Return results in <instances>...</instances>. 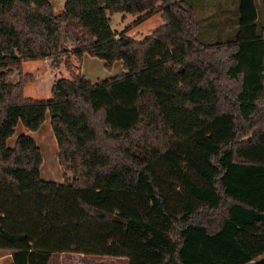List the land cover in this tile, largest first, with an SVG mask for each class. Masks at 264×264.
Returning a JSON list of instances; mask_svg holds the SVG:
<instances>
[{
	"label": "trees",
	"instance_id": "1",
	"mask_svg": "<svg viewBox=\"0 0 264 264\" xmlns=\"http://www.w3.org/2000/svg\"><path fill=\"white\" fill-rule=\"evenodd\" d=\"M54 1L0 0V250L13 264H264V0L231 6L214 44L196 0H67L59 16ZM116 13L163 25L140 40L112 29ZM86 57L125 72L93 83ZM46 59L67 76L27 98L24 64ZM48 117L61 184L41 178L31 136L8 146Z\"/></svg>",
	"mask_w": 264,
	"mask_h": 264
},
{
	"label": "rangeland",
	"instance_id": "2",
	"mask_svg": "<svg viewBox=\"0 0 264 264\" xmlns=\"http://www.w3.org/2000/svg\"><path fill=\"white\" fill-rule=\"evenodd\" d=\"M67 0H56L53 2L54 11L57 16L62 15L64 12V7ZM213 3L216 4L217 8V16L215 18L207 15V12L212 8ZM230 3V4H229ZM236 4H238L235 0H196V12L198 16V20L201 25V39L206 44H214L217 42L227 41L225 37L220 35L221 31H229V20L231 18V12L236 8ZM232 6L231 12L228 9ZM227 9V10H225ZM111 17V27L114 31L119 33L129 32L132 35H137L139 37H148L153 31L158 29L163 25V19L161 18V14L157 13L140 22L142 15H130L124 13H116L110 16ZM210 17V18H209ZM214 22L215 29L210 28V23ZM68 46H73L70 42H68ZM65 59V58H63ZM63 59L58 62L54 60H50L49 62H43L44 60H38L33 62H27L24 64V70L27 74L33 76L34 81L26 88L25 94L27 98L34 99H45L48 98L49 92L52 88L53 82L51 83V79L55 78L60 73L65 74L67 76L66 67L63 63ZM56 63V64H55ZM51 67L55 70L56 73L51 71L49 78L44 82L37 81L38 76H42L49 71L47 67ZM81 67V73L86 76L90 81L98 82L107 80L109 78H113L119 75H122L125 71L122 65V62L117 61L112 67H107L105 62L97 59L87 57L83 60ZM15 69L14 75L11 77L10 82H15L19 80L17 68ZM49 74V73H48ZM18 77V79H17ZM91 81V82H92ZM43 131L49 133L50 137H55L52 126L51 119L48 117V122L45 124ZM56 151V148H55ZM63 173V172H62ZM60 175V173L58 172ZM8 252L0 250V264H9L10 259L6 257ZM87 259H91L89 262H81L80 264H104L107 261H111L112 257L98 258L95 256H88ZM103 259V260H99ZM127 261V259L125 258Z\"/></svg>",
	"mask_w": 264,
	"mask_h": 264
},
{
	"label": "crops",
	"instance_id": "3",
	"mask_svg": "<svg viewBox=\"0 0 264 264\" xmlns=\"http://www.w3.org/2000/svg\"><path fill=\"white\" fill-rule=\"evenodd\" d=\"M235 1L238 3L239 0H235ZM216 7H217L216 4L213 3L212 8L207 12V15L211 16L213 13L217 14ZM236 7H237V5H236ZM224 32H228V31H224ZM144 38L145 37H139L140 40H143ZM50 60L51 59H46L43 62H49ZM46 67L49 71L47 72V74L45 73L42 76H38L37 81H39V82L44 81L45 82L47 80V78H49L51 71L53 73H56L55 70L52 69L51 67H48V66H46ZM17 79H18V77H17ZM55 79H56V77L52 78L51 83L52 82L54 83ZM15 82H17V80ZM93 83H96V82H93ZM50 96H51V90L49 92L48 98ZM48 98H45V99H48ZM32 99H34V98H32ZM47 122H48V118H47L46 122L44 123V125L42 126V128L40 130H38L37 132H31V131L27 130L24 127V125L22 123H20L16 128L15 135L12 136L8 140V146L10 148H14L16 145L18 137L21 135L31 136L35 140L37 145L40 147L41 153L43 156V164L41 167V178L44 181L55 182V183L61 184V183H64V174L62 173L63 170H62L60 163H59L58 144H57L55 137H50V139H48L49 133L45 134V132L43 131L44 126ZM55 148H56V151H55ZM58 172L60 173V175L58 174ZM6 257L10 259L9 264H13L12 254L10 252L7 253ZM87 257H88L87 255L77 254V253H72V252L71 253L54 254L51 257L49 264H80L81 262H84V261H86V262L91 261V259H87ZM95 257H97V256H95ZM98 258H105V257H98ZM99 260H103V259H99ZM104 264H129V261H128V259L126 261L125 258H116V259H112L111 261H107V259H106V262Z\"/></svg>",
	"mask_w": 264,
	"mask_h": 264
}]
</instances>
